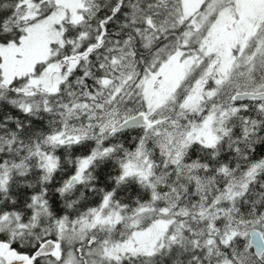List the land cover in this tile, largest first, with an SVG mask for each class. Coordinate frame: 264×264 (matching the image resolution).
<instances>
[{
	"label": "snow or ice",
	"instance_id": "obj_1",
	"mask_svg": "<svg viewBox=\"0 0 264 264\" xmlns=\"http://www.w3.org/2000/svg\"><path fill=\"white\" fill-rule=\"evenodd\" d=\"M0 264H264V0H0Z\"/></svg>",
	"mask_w": 264,
	"mask_h": 264
}]
</instances>
